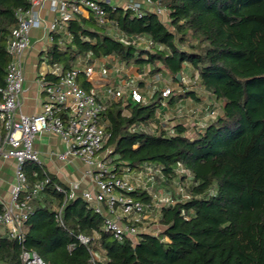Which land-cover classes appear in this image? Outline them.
<instances>
[{"label":"trees","instance_id":"1","mask_svg":"<svg viewBox=\"0 0 264 264\" xmlns=\"http://www.w3.org/2000/svg\"><path fill=\"white\" fill-rule=\"evenodd\" d=\"M155 1L166 8L168 26L152 11L137 17L107 6L128 36L144 35L154 42L152 48L123 43L79 15L68 24L72 42L60 45L56 35L47 57L65 69L78 55L91 52L95 57L114 55L152 74L170 73L176 80L188 65L197 72L194 84L208 96L207 108L216 114L192 133L183 122L173 126V135L162 126L156 133L134 128L155 120L160 91L147 104L113 101L104 115L111 133L104 148L112 147L114 164L133 171L146 164L162 167L157 186L170 189L177 199L161 210L163 230L158 235L143 232L137 241H120L103 229L102 215L86 201L66 200L57 186L66 192L68 187L43 166L26 163L29 187L46 177L49 182L44 196L31 200L22 235L0 234V264H23V250L49 264H93L90 248L105 251V264H264V0ZM29 7L27 0H0V85L9 61L7 43L18 25L16 12ZM81 76V86L90 89ZM195 93L185 91L170 101ZM180 164L192 181L187 200L176 195L177 180L183 184L188 178L177 173ZM127 194L151 203L140 189ZM53 201L61 206L60 214L52 208ZM79 235L90 241L83 243Z\"/></svg>","mask_w":264,"mask_h":264},{"label":"built area","instance_id":"2","mask_svg":"<svg viewBox=\"0 0 264 264\" xmlns=\"http://www.w3.org/2000/svg\"><path fill=\"white\" fill-rule=\"evenodd\" d=\"M27 1L30 7L26 10L18 9L16 12L18 25L11 31L7 43L9 61L6 65L4 84L0 85V125L4 129V133L0 135V158H14L17 161V182L11 190L10 199L8 201L0 199L2 205L0 225L6 228L4 235L10 238L22 235L23 223L32 209L31 200L44 196L49 178L38 180L29 187L24 172L26 163L42 166L34 141L36 136L44 131L58 135L64 142L66 150L59 154L61 160L76 156L89 166L86 174L92 178L94 187L78 192V185L72 184L66 192L57 186L60 192L65 193L66 200L81 197L89 207L102 215L103 229L120 241L125 238L137 241L143 232L158 235L163 230L160 221L158 220L160 228L148 229L143 225L144 219L149 213L153 216L155 213L159 214L160 217L164 206L175 204L177 201L170 189L162 185L157 186L156 177H163L162 167L157 164H146L140 170L133 171L127 166L114 164L110 157L112 147L104 148L111 136L108 123L104 119L107 105L119 99H122L124 104L128 100L147 104L152 96L148 98L131 77H121L119 85L106 84L102 85L103 89L95 86L94 79L106 78L111 73V67L108 65L97 67L91 61L95 57L91 52L78 55L75 63L67 69L60 63L51 64L47 52L53 46L56 35L59 36L60 45L72 42L73 37L68 30V24L85 13L98 26L105 27L115 39L150 49L154 42L144 35L128 36L118 22L111 18L107 6L113 10L121 7L137 17H143L148 11H152L168 26L170 19L166 8L155 0ZM47 3L54 13L49 23L41 15V10ZM41 27H45L49 40V45L42 50L43 62L49 64V70L40 78L43 94L41 110L26 115L19 110L25 81L24 56L31 47V30ZM130 66L134 65H127L117 58V63H114L112 68L117 72H124ZM48 74L56 79L48 78ZM81 75H84L85 80L92 85L90 89L81 86L79 82ZM184 75L185 71L181 74V81H185ZM154 78L157 81L162 80L163 73H155ZM174 91L171 86L160 90L162 97L160 108L166 104V99ZM160 108L157 113L161 111ZM215 114L214 110L211 111L212 117ZM160 126L167 130L169 135L175 133L173 126L160 125L155 120L148 124L135 125L134 128L156 133ZM176 171L179 175L185 174L188 177L185 183L181 184L178 180L176 183V195L180 200H187L191 197L190 172L182 164ZM137 189L145 191L151 197V203H144L127 194ZM52 208L60 214L61 206L56 204L52 205ZM79 239L83 243L90 241V238L84 235H79ZM90 252L93 264H105L106 255L103 249L90 248ZM21 260L23 264H49L37 253L28 250L22 251Z\"/></svg>","mask_w":264,"mask_h":264},{"label":"crops","instance_id":"3","mask_svg":"<svg viewBox=\"0 0 264 264\" xmlns=\"http://www.w3.org/2000/svg\"><path fill=\"white\" fill-rule=\"evenodd\" d=\"M41 15L47 23L52 20L54 13L51 11L49 3H47L41 10ZM83 16L90 19V16L87 13ZM30 38L31 47L26 51L24 56L25 81L19 109L26 115H32L41 110L43 94L40 78L42 74H46L49 70V64L43 62L42 59L43 47L49 45L45 27L32 29ZM91 61L100 68L104 65L111 67V73L106 78H100L99 80L94 79L96 82L95 86H98L101 89H103L102 85L106 84L119 85L121 77L133 78L136 84L143 89L148 98L165 87H173L175 91L168 99H166V104L161 106V111L156 114L155 122L160 125H169L168 127H171L183 122L186 127H188L189 132L192 133L194 132V128L206 126L215 120V117H212L211 115V109L207 108L210 99L204 92L198 90L195 86L194 82L195 79H197L198 74L196 71H192V68L189 65L187 66L184 75L185 81H177L174 78V75L170 73H163V79L157 81L154 78V74L150 73L148 68L141 70L139 66L136 65L132 67L130 66L129 69L124 72L115 71L112 68V65L117 63V57L114 55L93 57ZM82 76L84 77V75ZM185 91H194L196 93L195 95L189 94L176 101H170L176 94ZM129 112L130 111L127 108L124 109L125 114H128ZM219 112L220 105L217 110V113ZM3 133L4 129L0 125V135ZM34 147L40 154L44 169L56 177V179L66 187L70 188L72 184H77L78 192H81L84 189H92L94 187L92 178L86 174L87 169L81 173L76 172V170L79 169L77 168V164H86L85 161L76 156H69L66 160H61L59 158V154L66 150V146L58 135L44 131L36 136ZM75 164L77 166H74ZM16 166L17 161L14 158H0V199L3 201H8L10 199L11 190L17 182ZM87 168L89 169V166ZM57 203V201H53V205H56ZM149 214L147 215L148 219H144L143 225H146L148 229L160 228L161 224L158 221L160 218L159 214L155 213L154 216ZM5 229V226L0 225V234L4 235Z\"/></svg>","mask_w":264,"mask_h":264},{"label":"rangeland","instance_id":"4","mask_svg":"<svg viewBox=\"0 0 264 264\" xmlns=\"http://www.w3.org/2000/svg\"><path fill=\"white\" fill-rule=\"evenodd\" d=\"M74 63H75V62H74ZM74 63H73V64H74ZM29 164H31V163H29ZM32 165H34V164H32ZM77 165H78V166H77ZM77 165H76V164L74 165V166H77V168H79V169H78L79 171L76 170V172H80V173H81V172H83L84 170L88 169V168H87L88 166H87L86 164L78 163ZM171 189H173V188H171ZM170 191H171V190H170Z\"/></svg>","mask_w":264,"mask_h":264},{"label":"water","instance_id":"5","mask_svg":"<svg viewBox=\"0 0 264 264\" xmlns=\"http://www.w3.org/2000/svg\"><path fill=\"white\" fill-rule=\"evenodd\" d=\"M176 78H177V80L181 81V80H182L181 73H178V74L176 75Z\"/></svg>","mask_w":264,"mask_h":264}]
</instances>
